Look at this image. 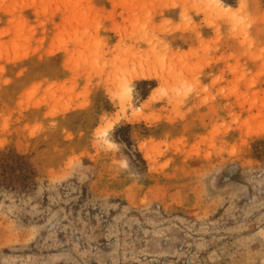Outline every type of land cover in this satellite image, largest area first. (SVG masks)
Masks as SVG:
<instances>
[{
	"label": "rangeland",
	"instance_id": "obj_1",
	"mask_svg": "<svg viewBox=\"0 0 264 264\" xmlns=\"http://www.w3.org/2000/svg\"><path fill=\"white\" fill-rule=\"evenodd\" d=\"M218 1L0 0V264H264V0Z\"/></svg>",
	"mask_w": 264,
	"mask_h": 264
},
{
	"label": "bare ground",
	"instance_id": "obj_2",
	"mask_svg": "<svg viewBox=\"0 0 264 264\" xmlns=\"http://www.w3.org/2000/svg\"><path fill=\"white\" fill-rule=\"evenodd\" d=\"M212 4H214V7L217 8H221L222 9V5L220 4V2L218 0H209ZM210 7H206V10L204 11H209ZM225 10H228L227 8ZM140 71V70H139ZM153 77L151 72H148L147 70L145 71H140L138 73H136L134 80H149ZM125 90H123L124 92ZM128 91V90H127ZM125 91V92H127Z\"/></svg>",
	"mask_w": 264,
	"mask_h": 264
}]
</instances>
